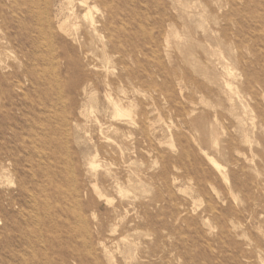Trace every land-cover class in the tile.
Listing matches in <instances>:
<instances>
[{
    "label": "rangeland",
    "instance_id": "374dc122",
    "mask_svg": "<svg viewBox=\"0 0 264 264\" xmlns=\"http://www.w3.org/2000/svg\"><path fill=\"white\" fill-rule=\"evenodd\" d=\"M0 1V264H264V0H89L84 97Z\"/></svg>",
    "mask_w": 264,
    "mask_h": 264
},
{
    "label": "bare ground",
    "instance_id": "6f19581e",
    "mask_svg": "<svg viewBox=\"0 0 264 264\" xmlns=\"http://www.w3.org/2000/svg\"><path fill=\"white\" fill-rule=\"evenodd\" d=\"M21 2L26 9V13H28L27 16L29 20L33 23V26H30L26 30L29 34L28 42L33 50V58L37 60L42 57L43 49H45L50 54L52 60L54 57L53 52L55 51L53 44L54 41L57 42L58 48L60 49L58 58L64 61L66 60L68 65L72 68L73 83L70 88L76 91L77 94L80 92L84 97L87 93V89L91 87V84L88 76L82 72V67H84L85 64L80 68V61L78 58H73L75 52L78 53L80 60L86 62V68H94L97 70V66L93 64L94 58L101 56L106 60L107 56L115 51L114 43L110 41L108 35L105 34L107 31L106 23H101L93 17L92 10L95 6L91 5L89 0H68L66 3L67 5L60 6V10L55 12L53 18H51L47 9H45L42 14H38L37 10H35L34 0H21ZM16 8L19 9L18 7ZM95 38L98 39V44L94 43ZM71 45H74V47H71ZM52 65L54 66L53 63ZM104 69L105 68L100 69L98 76L103 79L102 83L105 87L104 96L108 104L112 106L113 118L124 117L126 115L125 109L123 110L120 106V101H113L112 98L110 99L111 86L110 83L106 81L108 79V68ZM216 170H218V168Z\"/></svg>",
    "mask_w": 264,
    "mask_h": 264
}]
</instances>
